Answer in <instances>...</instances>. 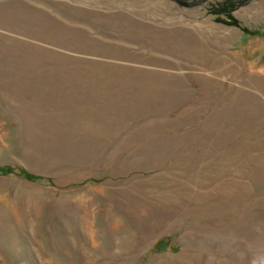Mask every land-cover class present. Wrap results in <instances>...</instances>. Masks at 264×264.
Masks as SVG:
<instances>
[{"label": "rangeland", "instance_id": "374dc122", "mask_svg": "<svg viewBox=\"0 0 264 264\" xmlns=\"http://www.w3.org/2000/svg\"><path fill=\"white\" fill-rule=\"evenodd\" d=\"M218 1L0 0V264H264V0Z\"/></svg>", "mask_w": 264, "mask_h": 264}, {"label": "trees", "instance_id": "16d2710c", "mask_svg": "<svg viewBox=\"0 0 264 264\" xmlns=\"http://www.w3.org/2000/svg\"><path fill=\"white\" fill-rule=\"evenodd\" d=\"M244 0H220L215 4L211 5L208 11L215 15V19L218 21L232 23L235 24L237 21L232 16L231 11L241 2ZM2 168V169H1ZM12 170L11 166L4 165L0 166V172H6ZM18 172H20L23 176L34 179L38 178L39 176L32 174L31 172L26 171L21 167H17Z\"/></svg>", "mask_w": 264, "mask_h": 264}, {"label": "water", "instance_id": "95a60500", "mask_svg": "<svg viewBox=\"0 0 264 264\" xmlns=\"http://www.w3.org/2000/svg\"><path fill=\"white\" fill-rule=\"evenodd\" d=\"M175 1L184 6H192V5L199 4L203 2L204 0H175Z\"/></svg>", "mask_w": 264, "mask_h": 264}]
</instances>
